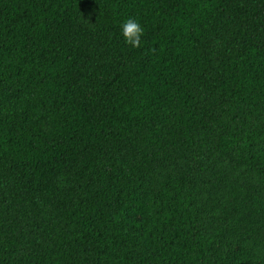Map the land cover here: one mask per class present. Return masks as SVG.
Instances as JSON below:
<instances>
[{
    "label": "trees",
    "instance_id": "obj_1",
    "mask_svg": "<svg viewBox=\"0 0 264 264\" xmlns=\"http://www.w3.org/2000/svg\"><path fill=\"white\" fill-rule=\"evenodd\" d=\"M0 264H264V0H0Z\"/></svg>",
    "mask_w": 264,
    "mask_h": 264
},
{
    "label": "clouds",
    "instance_id": "obj_2",
    "mask_svg": "<svg viewBox=\"0 0 264 264\" xmlns=\"http://www.w3.org/2000/svg\"><path fill=\"white\" fill-rule=\"evenodd\" d=\"M143 34V28L133 17L127 18L120 26V35L123 42L131 48H139L141 46V37Z\"/></svg>",
    "mask_w": 264,
    "mask_h": 264
}]
</instances>
